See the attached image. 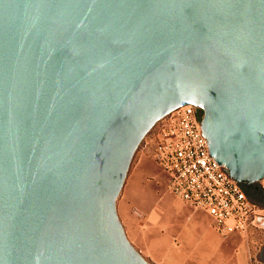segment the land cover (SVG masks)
I'll return each instance as SVG.
<instances>
[{"label": "water", "instance_id": "water-1", "mask_svg": "<svg viewBox=\"0 0 264 264\" xmlns=\"http://www.w3.org/2000/svg\"><path fill=\"white\" fill-rule=\"evenodd\" d=\"M186 104L229 177L264 179V0H0V264H151L116 200Z\"/></svg>", "mask_w": 264, "mask_h": 264}, {"label": "built area", "instance_id": "built-area-1", "mask_svg": "<svg viewBox=\"0 0 264 264\" xmlns=\"http://www.w3.org/2000/svg\"><path fill=\"white\" fill-rule=\"evenodd\" d=\"M200 122L197 107L182 105L157 121L144 142L151 144L149 156L167 175V189L205 211L222 235L247 233L250 228L264 232V209L209 154Z\"/></svg>", "mask_w": 264, "mask_h": 264}, {"label": "crops", "instance_id": "crops-1", "mask_svg": "<svg viewBox=\"0 0 264 264\" xmlns=\"http://www.w3.org/2000/svg\"><path fill=\"white\" fill-rule=\"evenodd\" d=\"M141 179L127 174L116 210L128 240L143 257L152 264L242 263V243L237 241L242 233L220 234L205 211L194 209L167 189V178L165 191L158 193ZM261 181L248 186V196L264 209V199L257 196L264 194ZM131 208L136 218L129 214ZM253 230L258 229L247 233Z\"/></svg>", "mask_w": 264, "mask_h": 264}, {"label": "rangeland", "instance_id": "rangeland-1", "mask_svg": "<svg viewBox=\"0 0 264 264\" xmlns=\"http://www.w3.org/2000/svg\"><path fill=\"white\" fill-rule=\"evenodd\" d=\"M153 126H155V124ZM150 132L151 130L144 136L142 141L137 146L127 174L131 176H141V180L150 184L155 192L158 193V190L160 192L165 191L167 175L151 159L147 152L151 144L145 145L144 142L147 140L148 134ZM261 183L264 185V179H262ZM129 214L134 216L132 213V208L129 210ZM134 218L136 217L134 216ZM128 222H130V219H128ZM237 239V241L242 243L241 251L243 258L241 264H264V233H262L260 230H253L248 233H242L241 235L237 236ZM145 259L150 262L147 258Z\"/></svg>", "mask_w": 264, "mask_h": 264}, {"label": "trees", "instance_id": "trees-1", "mask_svg": "<svg viewBox=\"0 0 264 264\" xmlns=\"http://www.w3.org/2000/svg\"><path fill=\"white\" fill-rule=\"evenodd\" d=\"M242 187H243L244 191L246 192V194L248 195L249 194V187L246 186L245 184H242Z\"/></svg>", "mask_w": 264, "mask_h": 264}]
</instances>
